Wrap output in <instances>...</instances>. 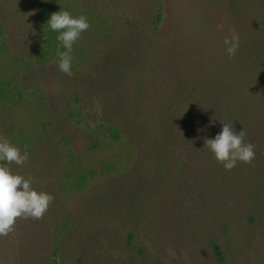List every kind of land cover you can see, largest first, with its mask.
I'll use <instances>...</instances> for the list:
<instances>
[{
  "label": "trees",
  "instance_id": "trees-1",
  "mask_svg": "<svg viewBox=\"0 0 264 264\" xmlns=\"http://www.w3.org/2000/svg\"><path fill=\"white\" fill-rule=\"evenodd\" d=\"M224 1L237 37L231 55L212 29L201 33L182 14L173 29L159 33L157 0L149 18L103 60L109 71L105 80L96 79L103 108L96 133L126 140L151 166L146 174L135 165L130 176L108 184L112 196L95 193L83 208L104 211L100 235L125 253L124 264H264V0ZM45 41L46 52L58 48L55 40ZM22 95L9 83L0 85V138L28 153L22 165L7 166L31 177L37 192L50 193L52 208L63 190V169L75 162L72 140L65 115L42 113L36 124V114L16 118L30 108ZM223 123L254 145L250 164L226 171L204 146ZM69 133L80 135L78 129ZM69 176L74 185L87 178L77 170Z\"/></svg>",
  "mask_w": 264,
  "mask_h": 264
},
{
  "label": "rangeland",
  "instance_id": "rangeland-1",
  "mask_svg": "<svg viewBox=\"0 0 264 264\" xmlns=\"http://www.w3.org/2000/svg\"><path fill=\"white\" fill-rule=\"evenodd\" d=\"M160 2L163 20L159 33L170 26L173 29L182 14L193 29L208 34L212 29L224 44L228 40L236 48L237 37L226 20L224 0ZM155 3L157 0H0V85L9 83L12 91L19 88L23 100L29 101L30 108L15 114L21 116L20 121L28 114H36L35 124L44 119L42 113L65 115L66 134L73 144L70 160H75L72 170L63 169V190L56 191L53 200L58 204L53 203L39 219L15 218L12 231L0 236V264H124L125 253L100 235L104 211L83 208L95 193L112 196L108 184L130 176L135 165L146 174L151 166L126 140L113 142L96 133L103 116L96 79L108 77L109 61H103L106 54L122 38L126 41L144 17L149 18ZM64 7L73 16L85 15L90 25L73 44L71 75L58 70L57 49L51 44L53 51L46 52L45 47V39L55 40L54 46L59 44L46 20ZM70 129H78L80 135H72ZM76 170L87 176L79 185L69 176ZM165 194L164 199H172L171 193ZM182 254L184 259L190 258L188 253Z\"/></svg>",
  "mask_w": 264,
  "mask_h": 264
},
{
  "label": "clouds",
  "instance_id": "clouds-1",
  "mask_svg": "<svg viewBox=\"0 0 264 264\" xmlns=\"http://www.w3.org/2000/svg\"><path fill=\"white\" fill-rule=\"evenodd\" d=\"M50 31L57 33L56 65L60 72L71 75V55L73 44L81 33L89 28L87 17L83 14L73 16L68 11H57L47 20ZM226 51L231 55L235 45L225 41ZM64 51H60V48ZM213 159L222 164L224 170H231L238 162L250 164L254 159V145L244 141L242 130L235 131L232 124L223 123L220 131L213 138H205L204 146ZM28 159V153L21 152L7 140L0 138V236L12 231L15 218L39 219L48 209L53 197L50 193L37 192L31 187L32 178L25 179L13 174L8 164L22 165Z\"/></svg>",
  "mask_w": 264,
  "mask_h": 264
}]
</instances>
